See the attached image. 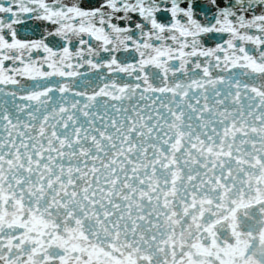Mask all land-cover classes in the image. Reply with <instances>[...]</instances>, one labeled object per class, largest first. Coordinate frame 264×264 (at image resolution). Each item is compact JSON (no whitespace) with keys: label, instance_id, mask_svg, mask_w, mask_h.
<instances>
[{"label":"water","instance_id":"1","mask_svg":"<svg viewBox=\"0 0 264 264\" xmlns=\"http://www.w3.org/2000/svg\"><path fill=\"white\" fill-rule=\"evenodd\" d=\"M245 63L219 96L186 85L150 136L99 157L0 155L5 260L264 264V66Z\"/></svg>","mask_w":264,"mask_h":264},{"label":"snow or ice","instance_id":"2","mask_svg":"<svg viewBox=\"0 0 264 264\" xmlns=\"http://www.w3.org/2000/svg\"><path fill=\"white\" fill-rule=\"evenodd\" d=\"M246 61L264 66V0H0V155L99 157Z\"/></svg>","mask_w":264,"mask_h":264}]
</instances>
